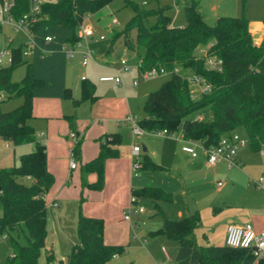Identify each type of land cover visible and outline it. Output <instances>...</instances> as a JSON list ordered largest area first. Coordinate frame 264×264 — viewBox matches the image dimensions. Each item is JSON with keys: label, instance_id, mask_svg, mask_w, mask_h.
I'll return each mask as SVG.
<instances>
[{"label": "trees", "instance_id": "1", "mask_svg": "<svg viewBox=\"0 0 264 264\" xmlns=\"http://www.w3.org/2000/svg\"><path fill=\"white\" fill-rule=\"evenodd\" d=\"M4 0H0V4ZM111 0H42L36 19L29 23L34 47L29 57L23 55V44H12V61L0 66V139L13 145L33 142L34 148L20 155L19 162L11 167H0V233L10 237V251L0 264H40L44 249L45 260H55L52 249L46 247L47 205L45 193L54 182L47 166L45 143L36 138L29 123L33 116L32 102L36 96L64 98L71 89L64 81V42L73 43L80 38L79 26L84 18L105 6ZM150 1L157 4L148 6ZM133 14L119 30H112L109 53L114 44L122 41L128 49L142 59V69L164 67L171 75L160 86L149 91L143 101L144 117L138 119L145 129H165L168 133L180 130L183 138L198 140L208 146L242 127L253 150L264 145V39L260 45L252 43L248 18L239 15H219L213 24L203 18L200 0H187L183 5L185 23L171 24L169 5L158 0H124ZM243 3V0H242ZM30 8V0H15L11 13L22 16ZM51 35L50 41L45 36ZM206 46V55L221 59V69L205 63L206 55L198 48ZM42 49H48L43 53ZM27 65L20 80L12 78V70L19 64ZM190 68L208 84L206 91L193 94L188 77L177 71V66ZM94 83L82 79L81 98L94 95ZM20 98L9 108H1L3 101ZM78 99H75L77 101ZM199 114H203L198 117ZM71 130L74 116L65 115ZM81 136L76 135L73 149H79ZM120 132L104 133L99 137V153L81 165L82 184L101 188L104 183V164L107 158L119 155ZM140 167L160 169L163 166L146 152ZM95 171L97 179L88 182L85 174ZM131 194L147 197L161 213L163 223L151 234H165L177 241L176 264H264V256L256 258L249 248L225 244L196 242L194 229L200 223L198 211L170 218L159 207L158 201H171L172 193L159 186L133 187ZM26 232V243H21L13 231ZM79 241L66 257V264H104L122 244L104 240V219L100 216L79 213L77 222Z\"/></svg>", "mask_w": 264, "mask_h": 264}, {"label": "rangeland", "instance_id": "2", "mask_svg": "<svg viewBox=\"0 0 264 264\" xmlns=\"http://www.w3.org/2000/svg\"><path fill=\"white\" fill-rule=\"evenodd\" d=\"M186 1L178 0L177 7L173 5L172 0H158V3L169 5L167 12L171 15V24L179 25L185 23L183 5ZM217 1L201 0L200 2L203 18L209 24H213L216 20L211 6ZM226 2L231 4L236 2L238 15L240 14L242 0H226ZM155 4H157L156 1H150L146 5ZM132 14V7L126 5L124 0H111L84 18L83 25L90 26L94 34L88 40L81 36L80 41L83 44L82 48L92 52V58L85 65L81 63L79 51L74 57L68 58L66 82L71 89V95L64 97L62 102L66 105L68 114L74 116L77 125L83 124L85 127L90 122L100 124L105 120L110 125L118 123L119 126L115 127V130L121 131V145L128 144L132 147L133 144H138L141 147V155L138 158L146 152L155 161L164 164L165 169L150 170L139 167L136 172L139 177H146L148 184L161 186L173 193V201L164 202L162 206L169 217L177 216L179 208H182L184 213L187 210L198 209L200 223L194 229L197 243L220 244V238L229 223L244 222L253 212L264 209V189L255 183L260 177L264 179V156L260 154L259 149L253 150L247 142L239 147L242 162L240 169H231L227 176L226 172L215 175L202 171L194 172L182 154L181 147L185 141L180 136V130H176L171 135L150 131L142 135H133L130 132L129 124L123 120L125 115L131 113L138 119L144 117L143 101L146 94L158 88L171 75L170 72H165L154 77H144L134 64L129 69H123L120 60L131 57L134 53L122 41L116 42L114 48L109 53L106 52L111 42L112 30L122 29ZM3 32L6 37L0 29V45L4 38H14V43H17L21 37L23 38L22 32L15 31L10 25H5ZM100 34H104L105 38L100 39ZM119 69L121 70V83L99 80L101 76L117 75ZM26 71L27 65L21 63L12 70V78L20 80ZM177 71L185 77H189L192 73L190 68L181 65L177 66ZM82 76L94 83L93 98H81ZM134 80H137L136 85L133 83ZM75 99L78 100L75 101ZM20 101V98H9L2 102L1 108L9 109ZM32 112L34 116V110ZM202 115L199 114L200 117ZM28 121L32 123V118ZM38 121L43 124L44 119ZM35 130V133H38V129ZM235 131L242 136L246 135L242 127ZM69 133L67 140L73 143L74 139ZM8 143L9 147L5 145L4 140L0 139V167H11L17 164L20 155L31 150L28 143L15 146ZM143 146L146 151L143 150ZM66 149H68L67 146ZM218 182L221 185L218 186ZM112 185L110 180L109 189ZM185 185H187L186 189ZM138 204L145 207V212L133 214V220L138 223L136 227H131L130 224H120L113 228L114 237L119 240L109 243L122 244L124 249L115 252V256L108 258L104 264H161L163 262L176 264L177 241L168 238L165 234H149V230L157 227L159 222L161 223L163 216L161 213H156L153 203L148 198L139 200ZM129 205L130 197L128 207ZM1 213L2 202L0 200ZM12 233L21 243H26L25 230L17 229ZM3 234L0 233V262H4L10 251V237L8 234L4 237ZM144 237L147 239L146 242L142 241ZM162 246L165 247V252L161 249ZM44 254V249H42L39 257L40 264H47ZM56 256L53 264H65L60 261L62 254L59 251L56 252Z\"/></svg>", "mask_w": 264, "mask_h": 264}, {"label": "crops", "instance_id": "3", "mask_svg": "<svg viewBox=\"0 0 264 264\" xmlns=\"http://www.w3.org/2000/svg\"><path fill=\"white\" fill-rule=\"evenodd\" d=\"M211 7L215 12L216 18L219 15H238L236 2H232L231 4L227 3L226 0H218L217 3L213 4ZM242 12L248 18V30L250 32L252 43L255 45H260L264 39V0H243V3H240V14ZM12 39V44H18L24 40V35L23 38L21 37L20 40L17 41V43H14V38ZM133 53V56L126 57L131 62L136 58V52L133 51ZM76 54L77 53H75L74 56ZM67 72L68 57H65L64 81L66 86ZM109 82L115 83L114 81ZM190 86L192 89H195L197 93L199 92V87H197L195 84L190 83ZM62 99L63 98L61 97L53 96L34 97L32 102V104L34 103V105H32L34 116L31 117L32 123H29L34 127V129H38V133H35L36 138L46 145L47 166L54 175V182L45 193V201L47 205L46 247L53 250L55 257H57L56 252L59 251L62 254L60 261L66 264L67 255L71 251L73 245L79 241L77 234V222L80 212L102 217L104 219V240L108 243L118 241L119 239L115 238L112 232L113 228L119 226L120 224H130L131 227H136L138 224L136 220H133V214L130 220L123 218L124 211L128 206L131 189L133 187L151 184H148L146 177H139L137 173H132L131 145L127 144L126 146H123L119 144V155L116 157L107 158L105 161L103 186L101 188H89L84 186L82 184L81 165L98 155L100 149L99 137L104 133H121V131L119 129L115 130V127L119 126L118 123H114L115 125H110L107 120H105L100 124L90 122L84 127L83 124L77 125L74 118L73 129L75 130V135L81 136V142L78 151L75 153L77 165L75 168H70L69 147L72 143L67 140V136L68 132L71 130V126L65 115L72 114H68L66 110L67 108L65 107L66 105L62 102ZM39 119H44V121H42L43 124L38 121ZM180 136L181 138L183 137L182 133ZM64 137L65 139H63ZM6 143L8 142L5 141V145ZM26 143L29 144L31 150L34 148L33 142ZM6 146L9 147V143ZM66 146L68 149H66ZM239 147L237 149V157L239 162H241ZM143 150L146 151L145 146H143ZM181 151L186 158L187 164L194 172L202 171L206 172L207 174L214 175L226 172L227 176V173L231 171V169H240V166L242 165L241 162L240 166L228 167L226 162L223 160L210 165L207 163L206 155L201 149L197 150L198 152L195 156L185 152L182 148ZM160 164L163 166V169L166 168L164 164ZM85 178L88 182H94L97 179V174L95 171H91L85 174ZM110 180L112 181L113 185L109 189ZM219 185L221 184H218V186ZM184 188L186 189L187 185H185ZM143 198L145 199L147 197H139L138 201L142 200ZM173 199L174 196L172 193L171 201H158L160 209L167 216L168 214L162 209L163 203L172 202ZM54 202L56 204H52ZM151 202L153 203L152 200ZM196 210L198 211V209H194L187 210L184 213V210L179 208L177 210V216L170 218H178ZM144 212L145 209L142 212H137L134 214H143ZM244 222H250L256 231L263 229L264 209H259L253 212ZM143 223H145V221H143ZM162 223L163 220L161 223L159 222L158 226L152 230L160 227ZM237 223L243 222L237 221ZM226 229L227 227H225L224 233L220 238V244H225ZM150 231L151 230H149V234H151ZM142 241L146 242L143 239ZM163 251L165 252V247ZM253 264H256V262Z\"/></svg>", "mask_w": 264, "mask_h": 264}, {"label": "built area", "instance_id": "4", "mask_svg": "<svg viewBox=\"0 0 264 264\" xmlns=\"http://www.w3.org/2000/svg\"><path fill=\"white\" fill-rule=\"evenodd\" d=\"M42 0H30V8L27 13H24L22 16L14 17L11 13V8L15 4V0H4L0 4V29L2 30L3 36H5V32H3L5 25H10L13 27L15 31H21L24 35V44H23V55L25 57H29L32 53L34 47V40L33 35L30 30L29 23L36 19V13L40 10V3ZM143 3L146 0H142ZM173 5L177 7L178 0H172ZM94 30L90 26H85L83 23L79 26V35L88 40L91 36H93ZM80 38L73 43L64 42L61 46V49L64 51L66 57H72L74 54L79 51L81 54V63L83 65L87 64L88 60L92 58V52L88 49L82 48L83 44L80 41ZM100 39L105 38L104 34L99 35ZM52 39L51 35L45 36V41H50ZM12 38H4L2 44L0 45V66L7 65L12 61ZM48 49H42L43 53H47ZM199 54L206 55V48H198ZM205 63L211 68L221 69V59L216 58L211 55H206ZM121 67L123 69H129L132 64H134L139 72L144 77H154L160 73L169 72L164 67H157L153 66L151 68L142 69V59L137 58L132 63L127 58H122L120 60ZM121 70H118V74L113 75H106L99 77L100 80L105 81H114L115 83H121L120 77ZM85 78L82 76V79ZM189 82L195 84L199 87V91H206L209 89V84L200 76L196 74H191L189 77ZM134 84H137V80H134ZM193 94H195V89H192ZM5 94L0 90V99L4 98ZM198 117H200L198 115ZM125 122H127L130 126V131L133 135H142L146 131H150L157 134H164V135H171L172 133H168L165 129H145L142 127L136 115L128 113L123 118ZM70 136L75 139L76 135L74 131H70ZM183 138V137H182ZM185 143L182 145V149L189 153L192 156L197 154V148L204 151L206 155V161L208 164L212 165L216 162L223 160L226 162L228 167L231 166H240L241 162H239L237 157V149L240 145H243L248 142V137L246 135L242 136L237 131H232L230 133L224 134L220 140L211 145H204L202 142L198 140H190V139H183ZM8 145V143H6ZM74 144L72 143L69 147V166L70 168H75L77 165V161L75 159V152L73 149ZM259 151L262 155H264V145L259 148ZM131 154H132V173L136 174L137 169L140 167V159L138 158L141 155V147L138 144H133L131 147ZM256 185L259 187L264 188V179L260 177L256 182ZM218 184H221L218 182ZM1 192V190H0ZM52 204H56L55 202ZM128 207V206H127ZM145 207L143 205L138 204V199L135 195H130V205L124 211L123 218L130 220L132 214L137 212L144 211ZM3 236H7L6 233ZM146 241V238H143ZM225 243L230 246H237V247H245L249 248L253 255L256 258L264 256V227L263 229L256 231L253 225L250 222H243V223H229L226 229V236H225ZM164 250V247H162ZM115 255V254H114ZM113 255V256H114ZM166 264V263H161Z\"/></svg>", "mask_w": 264, "mask_h": 264}]
</instances>
